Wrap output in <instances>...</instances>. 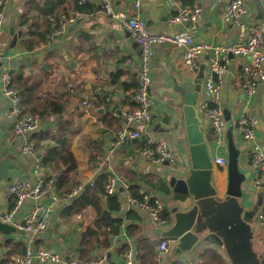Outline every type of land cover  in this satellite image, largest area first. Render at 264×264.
I'll use <instances>...</instances> for the list:
<instances>
[{
  "label": "crops",
  "instance_id": "1",
  "mask_svg": "<svg viewBox=\"0 0 264 264\" xmlns=\"http://www.w3.org/2000/svg\"><path fill=\"white\" fill-rule=\"evenodd\" d=\"M134 1H139L138 7L134 6ZM227 1L175 0V3L170 4L168 0H112V7L115 11L128 15H139L152 32L174 33L187 23L171 24L168 22L169 16L182 6L198 5L201 11L193 31V39L221 43L227 37L235 38L239 32L238 28L222 21L221 14ZM245 1L250 8L246 21L259 23L264 29V21L258 17L250 0ZM43 3L44 0L7 2V24L0 31V53L4 61L2 65L14 73L23 74L31 85L39 87L37 95L40 98L62 101L65 113L63 116H40L39 125L34 131L15 135L12 131V118L4 114L10 105V98L0 91V159L9 157L14 164L8 169L11 179L7 181L0 178V217L10 215V219L6 221L0 219V264H8L15 255L23 251L27 243L35 248H48L69 256H104L105 260L101 264H123L122 256L127 250L132 251L136 264H142L136 255L139 249L146 252V259L155 255L156 264H203L199 256L201 249L212 248L218 254L221 264H230L221 245L204 241L199 243L191 239L179 243L175 239L178 226L176 216L186 215L191 210L194 195H206L214 191L219 199H223L227 185L226 165L214 162L216 157L227 159L226 139L224 138L221 147H217L208 122L200 115V127L209 148L212 165L209 170L193 171L190 168L187 146L183 145L185 126L180 107L182 97L175 87L191 89L197 70L192 72L184 67V48L172 45L153 47L150 59V120L133 125L139 131L137 141L127 139L115 144V134L121 126L122 113L136 107L135 74L139 64V47L133 46L132 42L135 41L127 29L105 15L100 0H85L79 9L74 8V0H65L57 7V14L48 16V19L60 15L68 17L74 10H79L83 16L74 22H66L65 32L61 37L33 51H27L19 46L21 38L28 37L24 35L17 37L14 46L10 47L12 33L21 31L23 35L27 30V27L17 24L18 16L23 12L28 13L35 20L36 27L44 19L39 10L43 8ZM246 61V57L229 55L220 87V102L223 110L228 111L233 124L234 143L236 147L243 148L239 155V169L249 173L242 185L245 193L243 208L251 207L258 199L260 205L264 200L263 192L251 187L255 170L250 166L248 151L252 142L245 141L235 126L244 110L240 79L241 68ZM200 65H204V77L207 55L199 58L198 66ZM85 96L89 99L87 106L82 104ZM201 99L200 86L196 109ZM246 112L258 119L254 131L255 140L264 144V80L258 82L252 103L246 108ZM65 122L69 123L66 135L69 138V149L75 158L79 182L94 181L102 173L107 175V179L112 174L121 175L129 181L130 186L137 188L136 191H145L163 203L167 219L165 225L158 226L146 211L128 206L126 194L119 187L114 193L119 209L110 211L104 208L105 218H117L121 221L119 230L110 236L107 246L95 244L89 253L81 251V241L86 230L93 224L94 213L90 206L82 205L83 199L74 202L81 197L83 190L53 208L47 228L40 235L32 236L15 227L14 223L22 221L36 201L28 199L14 208V200L8 194L10 183L16 179L37 181L41 178L42 169H47L48 172L44 171V174L49 177L56 176L49 166L37 167L35 155L21 153V146L28 140L38 149L57 147L55 134L60 124ZM149 139L165 141L178 152V160L174 164L149 163L141 154ZM39 201L46 202L47 196ZM11 204L13 206L10 208ZM253 227L255 231L262 230L256 216ZM161 239L167 240L168 248L160 254L157 246ZM261 242L260 251H264V237ZM33 264L41 263L34 260Z\"/></svg>",
  "mask_w": 264,
  "mask_h": 264
},
{
  "label": "built area",
  "instance_id": "2",
  "mask_svg": "<svg viewBox=\"0 0 264 264\" xmlns=\"http://www.w3.org/2000/svg\"><path fill=\"white\" fill-rule=\"evenodd\" d=\"M9 0H0V31L6 21L5 6ZM82 5L85 0H75ZM170 4L175 0H168ZM102 10L110 19H113L127 29L131 38L138 44L139 64L135 74L137 90L135 93L136 107L129 112L122 113V123L115 134V144L127 139L139 137V131L133 128L135 123H146L151 117V100L149 86L151 83L150 59L155 45H172L184 48L182 54L183 64L189 71L198 69V61L203 55H207V70L202 78V99L197 105L198 113L209 124L213 141L217 147L223 145L225 138L226 121L223 115V107L220 102L221 79L225 73L229 55L243 56L247 58L241 68L240 88L243 93V112L236 121V130L245 141L252 144L248 151L250 166L255 170V176L251 181V187L260 190L264 195V144L255 140L254 131L258 119L246 112V108L252 103L259 81L264 80V29L261 24L247 22L246 16L250 8L245 0H228L221 14L222 21L229 26L238 28L235 38L227 37L224 42L210 43L195 41L193 31L196 27L201 8L198 5L182 6L177 12L169 16L171 24L187 23L184 28L174 33H157L149 30L139 15H128L124 12L115 11L112 0H100ZM134 6H139V1H134ZM83 16L79 10L72 11L71 15L54 16L48 19L49 27L44 37L52 41L61 37L66 28V22L71 23ZM0 91L10 98V105L4 114L12 118V131L15 135L26 134L34 131L40 122L38 113L24 111L21 107V94L17 87L11 85L10 69L4 65L0 67ZM88 97L83 98V106H87ZM146 147L141 151L142 156L154 165L174 164L178 158V152L169 147L163 140L149 139ZM23 154L35 155L37 167H42L41 162L45 154V148H36L34 143L25 141L20 149ZM214 162L226 165L225 157H216ZM47 169H42L41 178L37 181L16 179L8 187V194L14 200V208L19 207L24 201L30 199L36 201L26 217L14 225L17 229L29 233L32 236L40 235L47 228L49 215L53 208L81 192L85 185H93L89 182H79L70 192L59 195L54 189L53 178L44 174ZM126 194V204L146 211L151 219L158 225L167 223L164 214V205L156 197L145 191L133 192L129 181L118 174L108 177L105 191L114 194L118 188ZM47 196L46 202L39 201ZM2 221L10 219V215H2ZM256 220L264 231V200L259 205ZM159 253L168 248L166 239H161L158 246ZM123 264H136L133 253L127 250L122 256ZM34 260L41 264H101L104 256L88 257L80 259L77 256H69L58 253L48 248H35L27 243L23 251L12 258L9 264H33Z\"/></svg>",
  "mask_w": 264,
  "mask_h": 264
},
{
  "label": "water",
  "instance_id": "3",
  "mask_svg": "<svg viewBox=\"0 0 264 264\" xmlns=\"http://www.w3.org/2000/svg\"><path fill=\"white\" fill-rule=\"evenodd\" d=\"M250 2L258 17L264 21V0H250ZM6 24L7 21L4 25ZM21 34V31L12 33L10 47L14 46L17 37ZM132 44L134 47L138 46L136 42ZM3 62V55L0 53V67ZM203 71L204 65L198 66L191 89L175 87L182 97L180 107L185 126L183 145L187 146L190 168L193 171L209 170L212 165L209 148L200 127L202 120L195 106ZM223 115L226 121L227 148V185L224 197L219 199L214 191L206 195H194L195 201L191 210L186 215L176 216L178 226L175 239L179 243L191 239L199 243L204 241L221 245L230 264H264V251H260L264 231H255L253 227L260 199L249 208L242 207V200L245 197L242 185L248 179L249 173L239 169V155L243 148L236 147L234 143L233 124L228 111L223 110ZM130 141L135 142L137 138ZM13 166L9 157L0 159V178L9 181L11 177L8 175V169Z\"/></svg>",
  "mask_w": 264,
  "mask_h": 264
},
{
  "label": "trees",
  "instance_id": "4",
  "mask_svg": "<svg viewBox=\"0 0 264 264\" xmlns=\"http://www.w3.org/2000/svg\"><path fill=\"white\" fill-rule=\"evenodd\" d=\"M65 0H44L43 11L39 10L44 15V19L41 23L34 26V21L28 13H22L18 16L17 24L19 26L27 27V30L23 32V35L28 37L21 38L19 46L27 51H33L40 46H45L47 41L44 37L49 27L48 16L57 14V7L63 4ZM75 9H79L80 5L74 0ZM46 16V17H45ZM11 73V85L17 87L21 94V107L24 111L30 113H38L41 117L45 115H61L65 113V104L58 99L52 98H40L37 95L39 87H35L28 82V80L21 73ZM82 91V89L80 90ZM103 98V97H102ZM89 100V99H88ZM88 105V102H87ZM69 123L65 122L60 124L57 134H55V140L57 147H49L46 149L43 155L41 165L49 166L51 171L56 173V176L51 175L54 179V189L59 195L64 194L72 190L78 183V174L75 171V158L68 146V136L66 135ZM107 182V175H98L93 185H86L83 188L81 197L74 202L82 201V205L90 206L94 213L93 224L89 227L81 241V251L89 253L95 244L100 246H107L111 235L118 232L121 221L117 218L110 219L105 218V209L110 211H117L119 209V202L115 194H107L105 186ZM133 192H136L135 187L131 186ZM81 204V203H80ZM13 206L11 204L10 208ZM153 245V244H150ZM125 248V246L123 247ZM137 257L141 260L142 264H156L157 257L151 256L150 259H146V252H142V249L137 250ZM199 256L202 258L203 264H221V260L218 254L212 248H203ZM80 259L88 258L86 254H79ZM12 260L8 262L11 263Z\"/></svg>",
  "mask_w": 264,
  "mask_h": 264
},
{
  "label": "rangeland",
  "instance_id": "5",
  "mask_svg": "<svg viewBox=\"0 0 264 264\" xmlns=\"http://www.w3.org/2000/svg\"><path fill=\"white\" fill-rule=\"evenodd\" d=\"M218 246H220V245H218Z\"/></svg>",
  "mask_w": 264,
  "mask_h": 264
}]
</instances>
